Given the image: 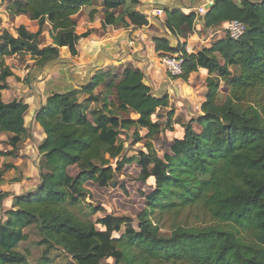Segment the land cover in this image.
<instances>
[{
    "label": "trees",
    "instance_id": "1",
    "mask_svg": "<svg viewBox=\"0 0 264 264\" xmlns=\"http://www.w3.org/2000/svg\"><path fill=\"white\" fill-rule=\"evenodd\" d=\"M127 2L140 0L101 1L103 28L148 24L146 16L134 10L116 15ZM91 4L92 0L9 1L11 17L25 15L38 29L19 25L16 36L7 30L0 34V133L11 147L0 156L14 157L28 136V104L19 98L8 103L2 99L7 78L14 75L5 59L29 55L43 68L58 59L62 47L75 57L78 41L92 31L78 34L75 15ZM95 12L91 10L89 20ZM164 16V28L182 38L193 33L197 21L213 29L232 20L246 26L239 39L225 33L195 53L179 43L173 47L165 38H152L156 52L183 56L182 73L172 77L186 80L199 68L207 71L201 113L181 124L182 137L159 153L154 142L172 129L173 112L161 122L156 113L169 106L168 97L156 96L140 69L126 65L98 71L87 85L49 95L35 117L44 133L36 146L40 183L13 196L0 219V264H29V252L18 249L28 239V228L39 235L41 264H49L52 250L69 256L74 264L109 259L112 264H264V0H213L201 16L181 9H166ZM46 24L50 44L43 41ZM221 84L228 90L223 101ZM127 138L145 150L122 156ZM130 164L139 168L140 182H152L135 218L105 214L92 221L72 211L85 202L87 183L105 189L121 186L117 176ZM86 207L90 215L104 211L101 206ZM193 211L204 218L201 225L176 221L180 213ZM155 212L175 219L168 234L161 233Z\"/></svg>",
    "mask_w": 264,
    "mask_h": 264
},
{
    "label": "crops",
    "instance_id": "2",
    "mask_svg": "<svg viewBox=\"0 0 264 264\" xmlns=\"http://www.w3.org/2000/svg\"><path fill=\"white\" fill-rule=\"evenodd\" d=\"M9 1L0 0V32L7 30L8 25L15 26V29L19 25H24L27 30L36 31L29 28V24L35 22L34 20H30L25 15L10 16ZM101 1L92 0L90 6L82 7L80 12L75 15L77 19L79 14L83 13L80 20L77 21L76 32L78 34L92 30L90 35L78 41L75 57L70 55L67 47H62L58 59L48 63L43 68L35 66L31 59L26 62L29 64L27 68L21 67L19 69L17 65H9L14 75L7 78L8 88L2 91V99L8 103L19 98L28 104V109L24 114L28 136L18 147L14 158L19 155L21 159L25 153L28 154L33 150V146H38L43 140V130L35 117L38 108L44 104L46 98L52 93L66 92L89 84L98 71H114V69L122 66L131 65L142 71L144 82L151 87L156 96L168 97L169 106L160 108L159 112H164L162 119H160L163 122L166 113L172 110V129L166 130L160 135L162 140L154 142L159 153L165 151L173 139L182 137L183 127L181 124L189 122L201 113L200 106L207 91L205 82L208 76L207 71L199 68L192 72L186 80L172 77L160 61L163 56L173 54L156 52L152 38L154 36L165 38L173 47L179 43L184 46L188 53H195L203 47H210L213 42L225 36L226 32L223 25L216 29L204 28L202 23L197 21L193 33L187 38H182L169 33L164 28L163 22L166 9H181L184 12H189L210 1L213 2V0H140L133 8H130L131 4L126 3L124 7L118 9L116 15H125L126 11L134 10L146 16L148 24L141 27H135L132 24L127 27L106 25L104 28L102 27ZM93 9L96 12L89 20L88 15ZM155 10H160L161 13L156 14L154 13ZM14 28L10 33L16 36ZM46 33V44H50L51 39L48 36V30ZM30 74V78L23 81ZM132 116L137 117L134 114ZM144 133L145 130H141V135ZM31 139H33L32 142ZM163 139L167 141L163 143ZM0 141H6L4 133H0ZM8 150H11L9 145L5 149L0 148V151L3 152ZM137 150H145V148L142 146ZM7 157L0 156L2 159ZM38 158L40 159V155ZM36 163L38 165V162ZM13 165L16 167L17 163L13 162ZM2 179L7 178L2 176ZM1 182L6 183L7 180ZM13 182V184H17L20 182V178L13 179ZM20 183H18L19 186ZM37 186L38 184L32 189L27 188L24 191L19 188V192L15 195L26 194L36 189Z\"/></svg>",
    "mask_w": 264,
    "mask_h": 264
},
{
    "label": "rangeland",
    "instance_id": "3",
    "mask_svg": "<svg viewBox=\"0 0 264 264\" xmlns=\"http://www.w3.org/2000/svg\"><path fill=\"white\" fill-rule=\"evenodd\" d=\"M127 4H131L127 2ZM136 4H131L130 8L135 7ZM83 13L81 12L77 17V21L80 20V17ZM10 22V21H9ZM29 28L32 30L38 29L37 22H32L29 24ZM15 26H7L6 29L8 32L12 33V28ZM48 25L46 24L42 30V36H44V43H46V31L48 30ZM15 29V28H14ZM80 31V29H78ZM1 33V32H0ZM29 59V55H21V56H12L7 57L5 63L7 65L15 66L20 69L21 67H29V64L26 63ZM232 73L235 74L236 70L234 68H230ZM31 74L27 76V80L30 78ZM220 86V101H223L226 96L228 90L226 86L221 84ZM156 115L162 119L164 112L156 113ZM164 122V121H163ZM141 134V131H140ZM132 131L129 132V137H131ZM124 143L125 151L122 154L131 155L139 148H142L140 143L131 144L130 140ZM162 140V138L160 139ZM164 140V139H163ZM166 140V139H165ZM31 142L33 139L30 140ZM2 143V149H5L7 146L6 141H0ZM34 144V143H33ZM6 145V146H5ZM0 147V148H1ZM19 157V155H17ZM17 157V158H18ZM39 154L36 150V147L33 146V150L28 154H24L23 157L14 158L7 157L6 159L0 158V181L7 180L6 183H0V219H3L4 212L8 210L13 203V196L19 192V188L24 191L25 189H32L37 184L40 183L39 178V168L36 162L39 163ZM38 159V160H36ZM13 162L17 163V166H14V170L8 169L5 170V164H13ZM112 162V161H111ZM38 169V170H37ZM75 169H70V173L74 174ZM139 168L135 164L127 165L122 174L117 176L119 184L121 186H117L115 188H98L93 183H87L86 188L89 192L87 195L85 202L77 205L76 207L71 208L76 214L81 217H90L92 221H96L99 218L103 217L105 214H112L117 216H131L133 218L143 209L144 206V194L152 191V182L144 184L138 179ZM2 176L7 179H2ZM20 178V186L19 184H13V179ZM23 181V182H22ZM39 182V183H38ZM21 191V192H23ZM87 204H91L93 206H101L104 208V211L97 212L93 215H90V209L86 207ZM158 212H155L153 216L159 217V226L161 228L162 234H168L170 230V225L175 219H171L170 213H163L157 215ZM203 217L200 216L199 211H193L192 213L182 212L176 221L185 220L187 224L193 226H199L203 221ZM24 232L28 234V239L24 242H21L18 246L19 250H26L29 252V256L27 257L29 264H41L40 258L43 256V247L38 244L39 235L37 230L34 228L25 229ZM114 236H118V234H114ZM49 264H74L72 259L60 252L59 250H52L48 255ZM102 264H112V260L109 259L107 261H103Z\"/></svg>",
    "mask_w": 264,
    "mask_h": 264
},
{
    "label": "built area",
    "instance_id": "4",
    "mask_svg": "<svg viewBox=\"0 0 264 264\" xmlns=\"http://www.w3.org/2000/svg\"><path fill=\"white\" fill-rule=\"evenodd\" d=\"M212 2V1H210ZM208 2L205 5H201L199 7H197L194 12L197 15H203L206 11H207V7L208 4L210 3ZM154 13L156 14H160L161 11L160 10H155ZM224 29L226 34H228V36L233 39V40H237L239 39L245 32L246 30V26L243 22L238 21V20H232L229 22H226L224 25ZM183 56L179 53L177 54H173V55H166L163 56L161 58V63L164 66V68L166 69V71L171 75V76H177L180 75L182 73V65H183Z\"/></svg>",
    "mask_w": 264,
    "mask_h": 264
},
{
    "label": "water",
    "instance_id": "5",
    "mask_svg": "<svg viewBox=\"0 0 264 264\" xmlns=\"http://www.w3.org/2000/svg\"><path fill=\"white\" fill-rule=\"evenodd\" d=\"M212 3H213V2H210V3L208 4V7H207V8L211 7Z\"/></svg>",
    "mask_w": 264,
    "mask_h": 264
}]
</instances>
